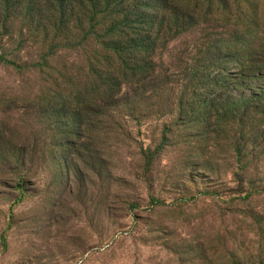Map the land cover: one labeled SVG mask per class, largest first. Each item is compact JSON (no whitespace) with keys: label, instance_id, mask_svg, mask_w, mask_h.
Listing matches in <instances>:
<instances>
[{"label":"rangeland","instance_id":"obj_1","mask_svg":"<svg viewBox=\"0 0 264 264\" xmlns=\"http://www.w3.org/2000/svg\"><path fill=\"white\" fill-rule=\"evenodd\" d=\"M187 18L136 49L141 81L96 37L0 28V264H264V78L212 63L235 22Z\"/></svg>","mask_w":264,"mask_h":264},{"label":"trees","instance_id":"obj_2","mask_svg":"<svg viewBox=\"0 0 264 264\" xmlns=\"http://www.w3.org/2000/svg\"><path fill=\"white\" fill-rule=\"evenodd\" d=\"M41 4L44 11L47 9L50 13L45 23L35 17L41 12ZM14 11L30 19L28 24L32 29L46 31L55 46L61 41L69 45L96 37L105 50L103 62L116 59L124 74L131 76V80L139 81L150 77L148 74L137 77L139 73L146 72V68L137 66L136 49L145 48L144 42L152 38V31H159L163 27L162 22L166 18L170 20L171 17L186 14L187 20H195L198 16L204 22H235L237 28L232 37L216 42L214 48L219 57L212 63L220 64L218 69L221 73L227 72L230 65H235L239 69L237 75L242 78L254 81L264 78L263 65L255 61L264 56V1L261 3V0H0V28L3 31L8 29ZM98 31L101 33L95 36ZM3 33L0 32V36ZM0 62L13 64L4 56H0ZM128 78L120 80L128 82ZM120 80L109 83L118 85ZM76 97L78 103L86 100L81 94ZM56 100L43 98L42 103L51 112L58 106ZM256 100L260 102L254 103ZM210 102L213 103V100ZM210 102L205 100L203 104L209 105ZM262 103L264 91L251 100L249 108L255 105L257 108ZM61 115L59 112L54 116ZM75 116L74 111L66 115L72 120ZM148 156V160L152 161L154 153L149 152Z\"/></svg>","mask_w":264,"mask_h":264}]
</instances>
